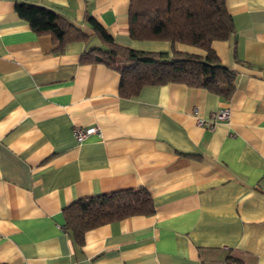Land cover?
Wrapping results in <instances>:
<instances>
[{
	"label": "crops",
	"instance_id": "obj_1",
	"mask_svg": "<svg viewBox=\"0 0 264 264\" xmlns=\"http://www.w3.org/2000/svg\"><path fill=\"white\" fill-rule=\"evenodd\" d=\"M23 2L89 37L56 49L17 15ZM224 2L234 30L212 46L235 75L229 98L174 82L122 96L118 71L81 62L101 45L86 13L118 45L169 50L129 36V0H0V264H264V0ZM223 107L228 120L197 124ZM76 126L99 130L77 143ZM135 187L153 214L95 226L81 243L63 228L74 200Z\"/></svg>",
	"mask_w": 264,
	"mask_h": 264
},
{
	"label": "trees",
	"instance_id": "obj_2",
	"mask_svg": "<svg viewBox=\"0 0 264 264\" xmlns=\"http://www.w3.org/2000/svg\"><path fill=\"white\" fill-rule=\"evenodd\" d=\"M17 15L37 34H48L56 49L89 35L55 10L32 3H16ZM128 33L138 40H165L167 51L138 50L115 43L111 34L86 13L91 34L101 45L81 55V62H101L120 74L119 93L136 95L145 85L170 82L204 87L224 98L234 90V73L223 66L212 46L226 40L234 30L224 0H129ZM177 43L204 51L196 54L178 50ZM155 211L152 197L143 187L78 198L63 209V228L81 243L85 231L103 223ZM229 264H237L226 260Z\"/></svg>",
	"mask_w": 264,
	"mask_h": 264
},
{
	"label": "built area",
	"instance_id": "obj_3",
	"mask_svg": "<svg viewBox=\"0 0 264 264\" xmlns=\"http://www.w3.org/2000/svg\"><path fill=\"white\" fill-rule=\"evenodd\" d=\"M196 113V110L194 109ZM230 112L227 107H223L218 111L213 112L209 118L197 117V124L203 126L207 129H213L217 121H226L229 119ZM99 129L97 126L81 127L76 126L73 130V136L77 143H81L86 140L90 135L97 132ZM196 264H203L202 262H197ZM217 264H229L226 261L218 262Z\"/></svg>",
	"mask_w": 264,
	"mask_h": 264
}]
</instances>
